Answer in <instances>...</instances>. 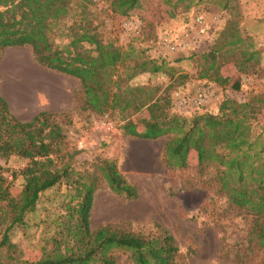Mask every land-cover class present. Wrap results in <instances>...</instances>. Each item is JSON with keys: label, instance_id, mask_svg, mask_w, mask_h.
Here are the masks:
<instances>
[{"label": "trees", "instance_id": "16d2710c", "mask_svg": "<svg viewBox=\"0 0 264 264\" xmlns=\"http://www.w3.org/2000/svg\"><path fill=\"white\" fill-rule=\"evenodd\" d=\"M77 1L80 20L67 27L71 4ZM94 1L109 3L113 15L135 14L140 0H0V51L28 46L42 67L71 76L80 83L83 111L97 115L118 112L124 134L147 141L165 138L161 163L166 168H190L194 155L200 173L211 171L212 181L230 205L256 216L253 238L264 252V124L259 116L264 93L245 102L224 99L217 114L202 113L185 118L171 113L169 91L185 84L188 75L177 73L165 60H150L135 49L104 42L88 19ZM202 1V0H197ZM233 0H220L228 8ZM172 9L189 10L195 0H165ZM216 2V1H215ZM224 2V3H223ZM68 39L54 44L56 32ZM199 79L217 86L228 85L221 75L224 64L232 61L243 74L260 70V55L242 45L236 29L223 33L213 48L198 56ZM165 74L170 84L160 87L135 86L128 82L137 74ZM232 87L238 90L239 82ZM143 117H140V115ZM65 133L56 113L40 112L29 121H19L0 96V156L28 160L19 171L22 190L12 199L6 179L0 174V264H175L179 249L162 227L142 234L110 225L93 233L90 212L96 178L76 176L62 149ZM109 189L125 200L137 198V191L120 174L113 161L98 166ZM15 177V175H13ZM74 186L75 196L66 205L64 221L52 248L40 258L22 260L10 239L15 226H27L26 218L37 210L41 196L62 183ZM71 201H76L71 205ZM122 259H124L122 261Z\"/></svg>", "mask_w": 264, "mask_h": 264}, {"label": "rangeland", "instance_id": "374dc122", "mask_svg": "<svg viewBox=\"0 0 264 264\" xmlns=\"http://www.w3.org/2000/svg\"><path fill=\"white\" fill-rule=\"evenodd\" d=\"M217 2L220 0H195L189 10H174L165 0H140L135 14L121 17L111 13L109 3L94 1L88 19L104 42L123 50L135 49L146 57L156 48L158 37L179 35L191 26L194 16L203 17L208 30L197 37L194 48L162 59L177 73L189 77L185 84L171 89L169 95L170 112L190 118L195 114H217L224 99L245 102L252 95L264 93V0H233L228 8ZM80 12L74 1L69 17L58 25L64 27L63 35L69 33L67 27L73 21L80 20ZM233 27L244 47L258 51L261 71L243 74L229 61L221 68L228 85L221 87L199 79L198 56L213 48L223 33ZM67 43L68 39L57 31L54 44ZM235 82H239L238 90L232 87ZM169 84L165 74L150 73L137 74L128 82L131 87L161 90ZM0 96L13 115L25 113L30 104L36 106L35 110L56 113L65 133V161L69 160L75 177L96 178L90 212L93 233L110 225L146 235L155 233L160 226L172 235L179 249L175 264H264V252L253 238L256 216L230 205L219 185L212 181V172L200 173L194 168L193 154L190 168H166L161 163L165 138L147 141L124 134L121 126L125 122L118 112L97 115L83 111L79 81L37 64L30 47L0 51ZM195 98L202 104H196ZM259 120L264 124V107ZM103 160L116 163L120 174L135 187L136 199L125 200L109 189L98 169ZM27 163L18 156H0V174L6 179L12 199L22 190L24 180L19 171ZM74 196V186L64 182L46 191L37 210L26 218L27 226L11 230L10 239L22 260L38 259L44 249L52 248L50 241L58 236L66 205Z\"/></svg>", "mask_w": 264, "mask_h": 264}, {"label": "built area", "instance_id": "2783aa9c", "mask_svg": "<svg viewBox=\"0 0 264 264\" xmlns=\"http://www.w3.org/2000/svg\"><path fill=\"white\" fill-rule=\"evenodd\" d=\"M207 30L208 24L206 21L200 15H196L193 17L191 26L185 28L179 35H162L158 37L156 48L153 51L148 52L146 57L150 60H159L173 54L174 52L194 48L197 37L200 34L205 33ZM194 102L199 105L202 104V100L198 98H195Z\"/></svg>", "mask_w": 264, "mask_h": 264}, {"label": "crops", "instance_id": "0c3cea01", "mask_svg": "<svg viewBox=\"0 0 264 264\" xmlns=\"http://www.w3.org/2000/svg\"><path fill=\"white\" fill-rule=\"evenodd\" d=\"M6 101V100H5ZM27 111L25 113H15L14 116L21 122H26L31 120L32 118H34L37 114H39L40 112H43L41 109L40 110H35L36 106L33 104L30 105H26ZM46 112V111H45ZM26 117L28 119H24L23 118Z\"/></svg>", "mask_w": 264, "mask_h": 264}]
</instances>
